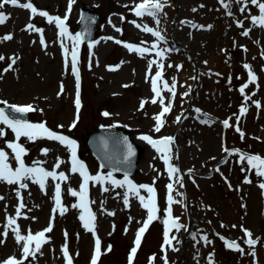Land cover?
<instances>
[{
	"label": "rangeland",
	"instance_id": "374dc122",
	"mask_svg": "<svg viewBox=\"0 0 264 264\" xmlns=\"http://www.w3.org/2000/svg\"><path fill=\"white\" fill-rule=\"evenodd\" d=\"M31 2L38 10L67 17L65 24L72 27L74 36L78 34L82 6H91L100 16L94 40L82 41L78 46L82 109L77 120V81L70 63L72 41L60 37L55 22L11 4L0 9L8 17L0 24V56L4 57L0 60V106L32 105L35 111L29 112L30 123L44 122L50 130L75 138L90 164L91 175L106 176L109 172L100 167L86 146L93 130L121 129L143 146L137 174L128 178L138 186L155 187L159 206L158 218L142 237L136 264H264V189L260 187L264 177L247 160L241 161L239 153L264 158V27L251 20L260 15L259 9L250 0L247 7L245 0H162L165 6L157 17H138L134 9L141 0ZM29 23L42 29V35L29 30ZM137 24L158 30L164 39ZM248 30V35H243ZM8 35L12 39H5ZM129 43L150 49L155 43L157 47L141 55L129 50ZM65 47L69 49L67 64ZM161 50L163 56H158ZM153 60L156 63L150 69ZM160 64L164 65L163 77L157 83L161 97H156L151 81L161 70ZM245 64L251 66L258 79L242 94L239 89L249 80ZM164 81L169 86L175 84L174 96L163 88ZM258 81L263 89L260 94L256 93ZM61 84L63 92L58 95ZM153 99L157 102L152 103ZM168 105L171 110L156 132L154 117ZM241 107L247 108L246 113L240 112ZM226 119L231 127L224 126ZM0 129L5 133L0 136V148L9 153V164L16 168L18 162L7 147L16 142L15 133L3 123ZM145 135L157 140L173 137L170 152L158 151L142 139ZM18 142L26 149V166L53 170L60 160L63 163L56 171L65 172L69 178L63 182L48 178L44 188L38 180H25L26 188L0 181V262L15 256L23 264H67L63 252L67 245L73 264H91L98 237L102 253L98 264H131L138 229L148 216L141 200L128 193L126 186L90 182L89 207L95 221L94 231H89L80 219L82 210L72 207L79 203V197H73L70 190L79 191L82 177L70 171V147L46 137H21ZM44 149H48L46 154ZM165 154L170 161H165ZM168 163L180 169L177 175L182 183L170 178ZM112 175L118 180L125 176ZM56 183L61 184V205L66 209L63 214L56 207ZM169 183H173L172 196L178 201L172 204V215L181 222L180 228L172 230L165 223ZM140 195L146 197L147 193L141 189ZM21 201L25 205L17 218L21 234L27 235L29 230L35 234L50 223L52 226V231L46 233L47 242L27 259L23 257V242L18 243L8 227V217L16 216ZM243 229H249L254 239L259 238L255 256L244 243L247 237ZM5 231L6 237L2 235ZM166 231L171 245L165 243ZM204 236L210 243L204 241ZM225 241H237L244 251L226 247Z\"/></svg>",
	"mask_w": 264,
	"mask_h": 264
},
{
	"label": "snow or ice",
	"instance_id": "6c2138e0",
	"mask_svg": "<svg viewBox=\"0 0 264 264\" xmlns=\"http://www.w3.org/2000/svg\"><path fill=\"white\" fill-rule=\"evenodd\" d=\"M223 3V0H221ZM237 2H240V0H237ZM248 0H245V7H247ZM250 3L252 5H255L260 12V15L258 16H252L251 20L253 24H258L259 26L264 27V2H261V0H250ZM5 4H11L13 6H18L22 7L25 9L30 10V13L32 16H43L48 19L49 23L55 22V24L59 28V35L60 37L68 36L69 39L72 41V50L70 53L71 56V65H72V72L74 73L77 81V92H76V98H75V106L77 109V120L79 119V109L81 108V99H80V93H79V70L76 67L77 65V48L80 43L83 41V34H76L75 36H72L66 27L65 21L67 17L61 18L59 16H53L49 14L45 10H38L31 0H27L25 3H19V0H0V9H3ZM165 4L162 2V0H141L139 4L135 5V14L138 17H142L144 15H150L153 17H157L158 14L163 10ZM225 7H228L227 4L224 5ZM71 9V3L69 4V10ZM245 8H241V11L243 12ZM231 15V12L228 13ZM8 17L3 11H0V24H3ZM156 23H159V20H156ZM240 26H243L242 22H239ZM138 28L143 27V31L152 33L154 36L159 38L160 40H163L164 37L161 35V33L148 26H141L140 24L136 25ZM27 28L29 30H35L37 32H40L41 35L43 33V30L40 28H36L35 25L29 23L27 25ZM117 31H121L120 29H117ZM248 31H245L243 35L247 36ZM5 39H12L11 35H8L5 37ZM109 39H112L109 37ZM42 43H44L43 38H42ZM63 43V41H61ZM117 43H120V41H116ZM46 46V45H45ZM126 47L133 51V52H138L141 55H144L146 53L151 52L153 49H156L157 45L154 43L150 48L147 47H140L134 44H127ZM65 52V61L66 64L68 63V56H69V49L67 47L64 48ZM160 56H163V50H161L159 53H157ZM4 57L0 56V60H3ZM12 63H15V58L12 59ZM156 63V61H150L149 63V68L151 69V65ZM11 67V65L9 66ZM244 67L248 69L249 73V80L248 83H245L239 90L243 94L245 92V89L248 87V84L253 83L257 81V76L256 74L252 71L251 66L245 64ZM159 68L161 69L160 71H157L155 73V77L152 79V91L155 93L156 97H161V89L158 87L157 81L161 80L163 77V71L162 69L164 68L163 64L159 65ZM7 71V69L5 70ZM163 88L168 89L169 92L172 93V95H175V84H172L169 86L167 81L163 82ZM63 92V84H61V93H58V95L62 94ZM187 95V93H185ZM152 103H156L157 100L153 99L151 101ZM160 102L163 104V98H161ZM3 103H7L6 101ZM257 106H259V102L257 101ZM12 110L15 113L19 114H25L29 113L32 111H35L32 105H11L10 106ZM141 107H143V102ZM171 106H164L162 111L154 117L156 120V126H155V131L159 132L161 130V127L164 124L163 117L165 116L166 113L170 112ZM199 111V110H197ZM247 108L246 107H241L240 112L246 113ZM103 115L109 116L110 113L104 112ZM180 117H177V122H179ZM0 123H3L7 125L9 128L12 129V131L15 133V138L16 142H11L8 143L7 147L11 149L13 153V159L18 162V166L16 168H13L9 164V153L5 151L3 148H0V181H5L8 184H18L19 188H26L27 184L24 182L25 180H38L41 188L45 187V182L48 178H52L53 180H57L60 182L68 180V174L65 172H57L56 169H59L60 164L63 163V161L57 160V162L53 166V170H47L42 167H29L26 166L23 160V156L26 153V149L23 146V144L19 143L18 141L20 140L21 137H27L29 139H36L38 137H46L48 139L54 140V141H59L61 144H64L66 146H70L71 149V169L70 171L72 173H79V175L82 177V183L80 184L79 191L75 189L70 190V194L73 197H79V203L74 204L72 207H78L82 210V214L80 216V219L84 222V227L88 229L89 231H94V221H95V214L90 210L89 207V198H88V191H89V184L90 182H96V183H101V182H106L110 181L112 185L117 186V187H127V192L132 193L136 195L140 200L145 209L148 210V216L147 219L143 222L142 226L138 229L136 239H135V247L132 248L131 250V256H130V261L132 258L135 257V254L137 252V249L139 248L141 244L142 237L146 230L148 229L149 225L156 220L158 217L156 215L157 213V202H156V189L153 186L149 185H136L134 184L129 178L128 175L125 174L123 180H118L113 177L112 172H108L107 175H102V174H97V175H91L87 171V168L85 164L78 159L77 157V152H76V145L77 142L74 139L69 138L66 135L58 134L55 131L50 130L49 128L46 127V123L41 122V123H30L26 119L22 118H10L9 115H7L3 109H0ZM223 124L225 127H231L229 120H224ZM76 122L74 121L71 127H75ZM59 127H63L60 125ZM237 131H240L239 127L237 126L236 128ZM3 129H0V136L4 135ZM241 136L243 137V133H241ZM142 139L146 140L149 144H151L154 148H157L158 151L163 150L165 153L170 152V143L173 140V137H163L162 139H153L151 136L145 135L142 137ZM163 145L164 148L161 149L159 146ZM227 151V149H225ZM45 154L48 152V149L43 150ZM239 151V150H236ZM133 150L131 148V145L128 146V157H131L133 155ZM166 162L170 161L171 157L167 154L163 156ZM240 160L244 161L247 160V163L252 166V168L257 170V174L259 176L264 177V158L258 156V155H247V154H241L240 155ZM168 174L170 178L175 177L174 182L182 183L180 178L178 177V173L180 172V169L176 167L175 165L168 163V168H167ZM246 182H251V181H246ZM55 201H56V207L60 209V213L63 214L64 211H66L65 208L61 205V184L56 183L55 184ZM262 189H264V183L260 185ZM168 188V219L165 220V223L168 225V229H178L181 227L177 223L178 218L174 217L172 215V208L171 205L173 203H178V201H175L172 192L174 190L173 188V183H169L167 185ZM144 189L147 193V196H141L140 195V190ZM105 192L108 191V188L105 187L103 189ZM0 199H3V197H0ZM125 204H128V199H127V194L125 195ZM25 205L22 203L19 204V207L16 212L15 217H8V227L12 228L13 232L15 233V238L18 243L23 242V257L24 259H27L29 256H34L36 252H39L41 249V246L47 242L46 238V233H49L52 231V226L50 223V226L42 231H39L35 234H32V232L29 230L27 235H23L20 232V228L17 224V218L20 217L21 212L20 209H23ZM53 212H56V208L53 209ZM86 214V215H85ZM114 215V213H112ZM15 226V227H13ZM222 227L224 226L223 224L221 225ZM235 227V225H233ZM245 236L247 239L244 241L249 248L251 249L250 254L255 256V245L260 242L259 238L254 239L253 234L249 229H243ZM3 236H7V231H5ZM67 236V233H65ZM165 243L168 245H171V239H168V231L165 232ZM172 239H175V237H172ZM205 242L208 241V237L204 236L203 237ZM2 242V241H0ZM226 247L230 249H235L237 251L243 252V248H241L240 244L237 241H225ZM110 250V249H109ZM63 252L65 257L67 258V264H73L72 257L69 254L67 245L64 246ZM102 255L101 253V247H100V240L97 237L96 239V245H95V253L92 258L91 264H98V260L100 256ZM0 264H23L22 260H18L15 256L9 257L7 260L0 262Z\"/></svg>",
	"mask_w": 264,
	"mask_h": 264
},
{
	"label": "water",
	"instance_id": "95a60500",
	"mask_svg": "<svg viewBox=\"0 0 264 264\" xmlns=\"http://www.w3.org/2000/svg\"><path fill=\"white\" fill-rule=\"evenodd\" d=\"M99 23V15L89 6L84 8L82 18L83 30L87 39L93 38ZM87 144L98 157L103 167L111 171L135 175L142 155V148L131 137L121 130L101 128L95 130L87 139ZM131 145L133 155L128 157V146Z\"/></svg>",
	"mask_w": 264,
	"mask_h": 264
},
{
	"label": "bare ground",
	"instance_id": "6f19581e",
	"mask_svg": "<svg viewBox=\"0 0 264 264\" xmlns=\"http://www.w3.org/2000/svg\"><path fill=\"white\" fill-rule=\"evenodd\" d=\"M259 81L257 82L258 86L256 85V87H257L256 88V93L257 94H260L263 91V89H262V83L260 84Z\"/></svg>",
	"mask_w": 264,
	"mask_h": 264
}]
</instances>
